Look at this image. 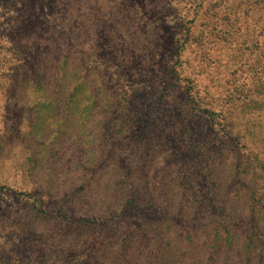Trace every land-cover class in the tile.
Here are the masks:
<instances>
[{
  "label": "rangeland",
  "instance_id": "1",
  "mask_svg": "<svg viewBox=\"0 0 264 264\" xmlns=\"http://www.w3.org/2000/svg\"><path fill=\"white\" fill-rule=\"evenodd\" d=\"M218 1L0 0V264L92 259L97 245L73 235L76 229L70 232L68 217L60 214L75 206L78 191L94 189L90 183L80 190L84 182L75 178L77 165L94 155L103 131L97 116L108 92L123 99L147 82L149 97L174 70L180 73L176 94L184 76L195 78L198 89L211 88L212 76L244 92L263 82L245 62L264 61L258 52L264 49V0H224L231 24L214 22ZM216 28L231 53L218 44L220 66L209 68L205 61L215 56L204 59L205 47L197 43L207 45L204 36ZM145 38L151 49L143 50ZM184 41L191 44L176 60L173 52Z\"/></svg>",
  "mask_w": 264,
  "mask_h": 264
},
{
  "label": "trees",
  "instance_id": "2",
  "mask_svg": "<svg viewBox=\"0 0 264 264\" xmlns=\"http://www.w3.org/2000/svg\"><path fill=\"white\" fill-rule=\"evenodd\" d=\"M223 1L211 14L231 24ZM209 32L208 44H197L204 59L215 56L205 61L210 68L220 66L218 44L231 48L224 31ZM146 41L143 50L153 46ZM190 44H177L176 60ZM245 64L252 77L264 76V61ZM178 75L149 97L152 84L144 82L123 99L109 92L104 99L97 116L103 131L75 178L84 182L80 190L94 189L78 191L75 206L60 214L73 235L97 245L84 264H264V79L244 92L215 76L211 88L198 89L184 76L176 94Z\"/></svg>",
  "mask_w": 264,
  "mask_h": 264
}]
</instances>
